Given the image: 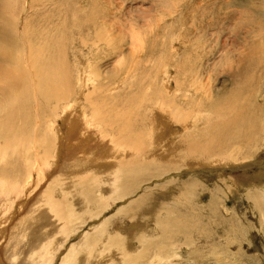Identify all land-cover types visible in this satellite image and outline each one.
I'll return each instance as SVG.
<instances>
[{
	"label": "bare ground",
	"instance_id": "1",
	"mask_svg": "<svg viewBox=\"0 0 264 264\" xmlns=\"http://www.w3.org/2000/svg\"><path fill=\"white\" fill-rule=\"evenodd\" d=\"M3 5L8 7L11 14L2 16L0 25V244L6 240L3 235L8 231H11L10 242H14L0 245V259L9 264H56L65 252L60 264H78L80 260L82 264H89L93 260L97 264H176L180 263V258L176 257L179 253L173 252L176 245L172 246L170 256L167 250L175 242L179 243L177 245L191 242L192 231L195 235V242L192 243L196 247L191 252L194 261L204 252L208 264L220 257L228 264V249L220 246L216 248L217 245L211 243L212 238H218L219 233L221 237L228 233L203 230L206 223L201 216L184 210L176 220L155 221L158 216H162L156 210L155 202L159 204V199L165 194V191L159 193L163 189L159 188L165 186L169 192L172 190L175 195L173 198L181 204L179 200L184 192L191 193L200 185L196 177H191L190 180H193L185 183L181 179L172 178L154 187L159 189V199L153 197L151 192H146L138 200L133 198L124 206L123 212H120L121 207L103 224L98 223V218L105 209H111L118 202L129 199L140 189L142 182L170 172L177 173L174 176H182L184 167L194 169L200 166L196 165L197 162L206 163L200 157H219L221 155L217 154L223 150L226 155L236 144H252L261 133L264 134V124L263 127L258 124L260 119L255 113L260 105L255 102L253 72H243L244 75L238 72L239 75H235L237 87L229 97H219L208 104L200 100L199 108H193L196 117L206 108L208 114L223 120L208 132L207 140L195 136L183 137L182 145L195 157H187L182 162L184 167L180 168L182 164L176 163L177 158L168 160V155L174 151L179 131L189 125L188 120L184 118L175 130H170L166 135L167 145H160L164 141L165 122H169L166 119L167 113L172 111V107L179 113V104L174 101L176 97L182 99L184 96L179 84L176 87L178 93L175 94L171 89L167 90V77L162 79L161 72L159 77L158 72H155L158 83L149 88V95H157L153 97L152 112L158 109L162 120H150L149 131H145L142 125L141 111L146 100L141 86H146L147 82L150 85L151 72H142L139 76V96L132 105L118 106L119 98L101 96L106 88L98 86L103 79L96 72L100 66L96 63L98 55L94 52L100 49L97 44L106 41L110 43L116 39L112 38L116 34L109 31L114 27L109 26L111 21L107 23L109 34L102 36L95 23L93 26L88 24L97 17L93 8L86 13L75 10L78 17L71 20L72 23L68 21L70 0H31L22 7L6 0L0 3V12ZM247 6L249 9L239 14L238 21L251 26L261 23L264 31V23L259 19L262 10L248 4L245 8ZM212 10L213 15L218 12ZM211 13L208 14L204 9L203 17ZM208 16L203 28L212 29L217 22L223 26L218 15L213 19ZM228 16L223 19L227 20ZM17 19L19 25L14 29ZM209 24L212 26L209 27ZM90 31L93 36L84 38L90 40L83 43L79 36ZM76 34L80 35L72 41ZM207 35L209 32L205 33V37ZM75 40H78L82 49H87L89 45L87 54L82 50L75 51ZM90 52L91 57L88 55ZM68 54L77 56L78 61H84L83 55H88L85 63L89 65L90 61L93 66L83 68L85 65L78 61L79 64L72 66ZM131 75L122 83V89L130 85L127 80L132 78ZM196 75L199 79L195 72L189 75L190 85H184L187 87L185 91L192 87L195 91L207 87L204 84L198 86L200 83ZM105 78L107 80L108 77ZM90 84H94L91 91ZM113 85L108 86V89H112ZM74 102L78 103L73 105ZM148 102H151V98ZM86 113L89 119L84 118ZM112 132L116 135L113 136ZM152 153H158V157L147 160ZM211 161L208 164H213ZM65 167L70 170H65ZM58 171V176L53 179L51 174ZM87 173L97 174L89 176ZM50 181L52 184L49 185ZM177 186H183L180 195L176 192ZM28 188L37 190L36 194H42L37 206H33L28 216L22 219L16 213L12 214L15 206L20 205L23 214L30 206L16 204L13 199L18 193H25ZM108 192L109 195L105 196ZM60 196L63 200L59 199ZM165 197L170 199L169 196ZM251 197H256V193ZM254 206L259 213L264 211L263 205ZM102 207L104 210L98 213ZM160 208L164 212L168 210ZM209 208L217 210L218 202L213 201ZM145 212L149 215L146 216ZM148 216L151 217L149 221ZM38 220L42 224H38ZM87 221L95 222L89 233L81 234L77 242L68 246V240L82 229L77 226ZM261 222L264 223V215ZM231 223L234 235L246 227L238 219ZM208 225H216V221ZM37 233L40 235L35 236ZM156 237H159V241L153 240ZM142 243L145 245L142 246ZM198 244L202 246L198 247Z\"/></svg>",
	"mask_w": 264,
	"mask_h": 264
},
{
	"label": "rangeland",
	"instance_id": "2",
	"mask_svg": "<svg viewBox=\"0 0 264 264\" xmlns=\"http://www.w3.org/2000/svg\"><path fill=\"white\" fill-rule=\"evenodd\" d=\"M5 1L6 0H0V3H5ZM8 1H11V4L14 3L22 7L25 2L27 3L31 0ZM211 2L214 5H212ZM247 4L262 10L259 19L264 23V0H70L67 17L68 21L72 23L71 20L78 17L75 10H83L81 13H86L90 8H93L97 17L93 22L88 24L93 26L95 23L98 26V32H100L102 36H107L109 31L116 34L112 36V38H116L112 40V42L110 41V43H107L106 41L104 44H97L100 49L94 52V54L98 55L96 63L100 66L99 71L96 70V72H99L100 78L104 80H102L103 82H99L98 86H104L106 88V91L101 94L103 98H119L120 104L118 106L127 107L132 105L135 98L139 96L138 85L141 86L139 76L142 72H151L150 85L147 82L146 86L145 84L141 86V89L144 88L143 95L146 100V105L141 111L143 116L142 125L145 127V131H149L148 122L150 120H162L161 115H158V109L155 113L152 112L154 109L153 97H157V95H149V88H153L155 84L158 83L155 79V72H158V77L161 72L162 79L167 77V90L169 88V90L171 89L172 92L177 94L176 87H178V84L182 87V95H184L183 98H185L180 99L176 97V99H174L175 103L177 105L179 104V107L177 106L179 113L175 107H172V111L169 110L167 113L166 119L169 120V122H165L166 130L163 135L164 141L160 144L167 145L166 135L170 130H175L177 124L181 123V121L186 118L189 125L186 126V129L179 131V136L174 142L176 143L174 151L168 155V160L175 159L176 157V163L181 165L187 157L190 159L195 157L182 145L183 137L195 136L196 138H204V140H207L209 136L208 132L223 120V118H217L212 114H208L206 108L203 109L204 112L199 113L196 117L192 112L193 108L196 110L199 108L200 100H204V102L208 104L219 97L226 98L227 95L229 97L237 87L235 83L237 78L235 75L238 76L240 72L243 75L245 72H253L255 102L260 105V109L255 113L257 115L256 117L260 119L258 124L263 127L264 31H262L263 25L261 23L251 26L245 25V22L238 21L239 14L246 13L249 9L248 6L245 8ZM211 8L218 12H215L213 15V10ZM204 9L207 10L208 14L212 11V15H209V17L205 14L203 17ZM110 13L111 17L109 16ZM10 14L11 12L8 7L3 5L0 12V25L2 24L1 17ZM216 14L220 18V24H223V26L219 25L217 22L212 29L209 28L210 30L208 28H203L202 25L206 17H212L213 19L217 16ZM227 14L230 16H228L227 20H224L223 18L226 19ZM20 16H23V14ZM22 18L23 17L20 18V22ZM109 21L111 22L109 23ZM107 23H109V26H114L110 28L108 32ZM14 25V29H17L19 19L15 21ZM211 26L212 24H209V27ZM74 32L77 33L76 30H74ZM91 32L92 31L87 34L73 35L72 41L80 35V40L86 43L87 40L84 38L87 36L91 38L93 36ZM207 32H209V35L205 37V33ZM71 47L73 48V46ZM113 47H115V50ZM74 49L75 51L82 50L85 54L88 53L87 49L80 48L78 40H75ZM85 54L83 55L84 61H78L77 56L68 54L69 63L73 66V64L82 62L83 65H85L83 68H87V66L92 67V62L89 61V65L85 63L86 58L88 60V55L91 57L92 52L87 56ZM73 69L75 70L74 67H72V71L75 72ZM194 72L199 76L198 79L196 75L200 83L198 86L204 84L207 85V87L199 91H195V88L192 87L190 90L188 88L189 91H185L187 87L184 85H190L189 75ZM128 75L132 76V78L127 80L130 85L126 89H122L124 87L122 83L126 81ZM105 77L109 79L107 78L106 80ZM112 85V89H108V86ZM159 86H161V82ZM92 87H94V84H90L89 91L92 90ZM150 98L151 102H148ZM76 103L78 102L72 104L74 105ZM114 103L115 102H113L112 105H114ZM87 111L91 114L90 110L87 109ZM85 115L84 118L89 119L87 113ZM62 129L63 122L61 125V130ZM263 129L264 127L262 130ZM113 134V136L116 135L115 133ZM263 144L264 134L261 133L260 137L257 138L254 143L244 144L240 142L233 148H230L226 155L223 153V150L221 154H217L221 155L219 157L214 156L205 159L204 157L207 156L200 157L205 160L206 163L201 164L199 161L195 164L200 166L194 167V169H190L189 167L185 168L182 164L180 167H184L181 174L182 176H174L177 175V173L170 172L150 181L142 182L140 189L136 190L129 199L118 202L117 205L112 206L111 209L104 210V207L99 209L98 213L104 211L98 218V223L103 224L106 220L114 216L121 207L120 212H123L124 206L128 205L133 198L138 200L141 195L146 192H151L153 197L159 199V193L165 191L164 195L166 197L169 196L170 199H164L165 196L162 195L163 199H161L162 197L159 199L160 203L158 204V201L155 202V206H157L156 210L162 214V216H158L155 221L159 220V222H163L166 220H176L181 216L184 210L195 216L199 215L206 223L203 230L208 232L215 230L216 232L228 233L222 237L219 233L218 238L213 237L211 241L214 246L217 245L215 246L216 248L220 246L228 249V264H264V223L261 222L264 211L259 213L254 206V204H258L260 207L262 205L264 206V197L262 196L264 192ZM152 154L147 157V160L158 157V153L153 154V156ZM134 157L135 155L133 158ZM95 158L98 159V156H95ZM248 159L249 162H247ZM215 160L220 162L217 163ZM210 161L213 164H208ZM227 161L228 164H225ZM154 166H158V164ZM65 168V170H70L69 167ZM58 174L59 171L51 175H53L54 179ZM92 174L96 175L97 173H87L86 175L90 176ZM191 177H196L195 179L200 182V185L194 188L191 193L187 191L184 192L179 200L181 204L176 202L177 199L173 198L175 196L173 191L171 190L172 192H169L167 187L162 186L159 188H163L159 193H157L159 189H154V187H159L172 178L181 179L183 183H185L192 181L193 178L190 180ZM50 184H52L51 181L49 185ZM45 185L46 184H42L41 186ZM175 188L179 195L183 192V186H177ZM44 189H46V187H44ZM37 192L38 191L35 189L32 191L31 188H28L25 193H18L13 199L15 203H22V205L26 204L30 207L28 211L23 214L20 205H16L15 210L12 211L15 212L12 214L15 215L16 213V216L19 215L22 219L28 216L30 209L33 206H37L39 202V196L42 193L36 194ZM254 193H256V197H251ZM107 195H109V192L105 194V196ZM59 199L63 200L61 196ZM170 200H172V202H170ZM215 200L218 202V209L210 210L209 207ZM160 207L168 209L167 212H164ZM145 215L147 216L149 214L145 212ZM147 219L149 221L151 217L148 216ZM235 219L241 221L246 227H243L241 232L238 231L234 235L232 234L234 233V229L230 226V223L235 221ZM213 220L216 221V225H208L213 222ZM87 223L77 226L82 227V229L78 231L77 235L70 238L71 241L68 240V246L77 242L81 234L89 233L90 228L95 224V222H93V224L92 221H87ZM38 224H42V221L38 220ZM72 227L73 229L75 228L74 225H72ZM190 233L191 242L181 243L183 245H177L179 243L176 242L173 243L167 250V255H171L172 246L176 245L173 252L177 251L179 254L176 257L180 258V263L176 264H208L209 260L204 252L195 261L191 258V252L194 251L196 247L192 243L195 242V235L192 231H190ZM39 235L40 233H37L35 236ZM3 236L6 240L2 241V244H12L14 242H10L11 231H8V233ZM158 238L159 237H156L153 240L159 241ZM228 238H230V240H228ZM144 245L145 244L142 243V246ZM201 246L202 244H198V247ZM4 250H7V248L4 247ZM63 255H65V252L61 255L60 261L58 260L57 263L60 264ZM119 255L121 256L122 253H119ZM107 260L110 261L109 259ZM93 261H90L89 264L96 263ZM154 261H156V258H154ZM225 262L226 260L220 257L214 258L211 264H225ZM82 263V260L78 262V264ZM0 264L9 263L1 258ZM173 264H175V262Z\"/></svg>",
	"mask_w": 264,
	"mask_h": 264
}]
</instances>
